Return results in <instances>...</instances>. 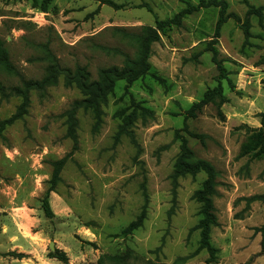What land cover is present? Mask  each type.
Segmentation results:
<instances>
[{"label":"rangeland","instance_id":"374dc122","mask_svg":"<svg viewBox=\"0 0 264 264\" xmlns=\"http://www.w3.org/2000/svg\"><path fill=\"white\" fill-rule=\"evenodd\" d=\"M111 1L117 6L101 0H0V40L26 78L44 76L50 53L63 67H86L97 79L99 69L123 63V56L105 48L135 54V44L118 29L137 32L155 26L200 0ZM224 1L234 17L216 43L220 8L187 15L152 45L148 75L134 82L129 93L126 81L117 82L99 129L91 111H78L79 148L49 195L52 217L43 200L53 162L74 145L64 113L84 94L76 85L65 86L63 76L45 97L31 92L27 115L0 136V264H99L102 256L123 254L132 256L127 264H205L209 252L198 250L200 203L193 194L206 174L180 178L173 202L180 137L219 171L214 196L218 225L211 231L219 250L214 264H264L257 229L264 225V201H248L264 193V152L258 156L259 148L252 149L258 132L264 135V10L248 14L264 0ZM210 42L228 71L222 80L228 102L221 113L211 103L191 117L188 109L218 84ZM0 79L6 85L19 83L1 68ZM20 103L19 97L0 96V121ZM137 104L151 113L138 110L131 128L136 143L128 134L116 142L122 123L117 112L129 114ZM145 192L143 226L123 234L141 215Z\"/></svg>","mask_w":264,"mask_h":264},{"label":"trees","instance_id":"16d2710c","mask_svg":"<svg viewBox=\"0 0 264 264\" xmlns=\"http://www.w3.org/2000/svg\"><path fill=\"white\" fill-rule=\"evenodd\" d=\"M104 3L115 5L111 0H101ZM218 7L220 8L219 18L215 27V39L214 43L218 40L221 34V29L227 21L234 17L233 14L227 13L228 4L224 0H200L198 4L188 3V7L183 8L176 13L172 18L160 20L156 22L155 26H143L137 32H128L124 29H118L123 36L133 42L136 46L135 54L130 55L118 48H105L108 52H114L123 56L122 65H112L99 69L98 78L93 79L91 73L86 67L78 66L74 70L63 67L58 59L49 53V64L46 67L45 74L40 79L26 78L18 68L11 61L9 52L4 45V42L0 40V68L6 72L9 76H13L19 79L18 84L6 85L0 79V96L5 99L11 97L21 98V103L17 107L16 111L8 118L0 121V136L6 127L13 125L16 121L21 120L27 115L31 105V92L37 91L41 97H45L49 87L55 86L59 83L61 76L64 77L65 86L70 87L76 85L84 94V98L75 100L70 109H68L64 115L66 117L67 124V136L73 140V149L70 153L65 155L59 160L53 162V173L50 180V187L43 200V208L47 216L52 217L53 212L49 204V195L52 191H55L59 182L61 181V173L68 161V159L79 148L78 128L79 119L78 111L80 109L91 111L95 118L94 128L99 129L103 122L104 110L103 107L108 102V97L114 92L117 82L126 81V91L129 93V87L139 79L145 77L150 73L151 63L149 61L152 45L161 39V34L167 29H171L174 26H181L184 18L194 12L199 11L202 8ZM264 10V5L256 10L250 11L248 14L261 15ZM243 29L246 37L250 36L249 19L246 18L243 23ZM213 42H210L208 50L212 52V61L217 66L219 71V80L217 86L208 89L201 101L194 103L187 111V115L196 117L201 113L204 107L208 104H213L218 108L221 113L222 106L228 102V98L224 94V88L222 80L228 77V71L223 65L222 61L218 58L219 51L214 46ZM143 111V115L151 113L149 108L143 107L141 104L136 105V109L129 114H125V111L121 110L118 113L122 118V123L119 125V130L115 136L116 142L120 141V138L124 134L131 136L132 140L136 143L135 137L131 130L137 119L138 110ZM178 135V132H177ZM196 138H200L199 134H191ZM180 137V136H178ZM182 138L180 145V151L177 155L174 172L172 174L173 179V202H176L178 181L180 178L187 175L195 176L199 173H205L206 179L204 180L202 187L196 190L193 194V199L200 203V215L201 219L195 226V229L200 231V245L198 250H207L209 257L205 264H214L219 252L218 248L214 247L211 242L212 228L218 225V217L216 214V206L214 202V196L217 193L218 176L219 171L208 160L197 157L195 151L189 146L187 139ZM261 153L257 152L260 156L264 152V135L263 130H260L256 136L255 144L252 147L253 150L258 149ZM251 149V151H252ZM146 202L143 206L141 215L133 222H131L122 232L123 234H131L133 231L143 226L147 217L148 196L145 192ZM248 201H264V193L256 194L248 198ZM261 233V254H264V225L257 228ZM131 254L123 255H105L100 257L99 264H127ZM136 258L135 256H133ZM147 264H156L152 261H148Z\"/></svg>","mask_w":264,"mask_h":264},{"label":"water","instance_id":"95a60500","mask_svg":"<svg viewBox=\"0 0 264 264\" xmlns=\"http://www.w3.org/2000/svg\"><path fill=\"white\" fill-rule=\"evenodd\" d=\"M54 244L52 243L51 247L53 248Z\"/></svg>","mask_w":264,"mask_h":264}]
</instances>
